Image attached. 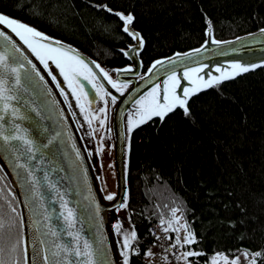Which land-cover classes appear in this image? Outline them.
Here are the masks:
<instances>
[{
    "label": "trees",
    "instance_id": "1",
    "mask_svg": "<svg viewBox=\"0 0 264 264\" xmlns=\"http://www.w3.org/2000/svg\"><path fill=\"white\" fill-rule=\"evenodd\" d=\"M104 2L134 11L133 26L145 38L139 54L143 71L161 56L200 46L205 14L217 40L264 27V0H0V8L74 45L102 67L115 68L127 63L118 48L130 41L118 18L95 7ZM191 108L190 116L180 110L127 135V211L142 248L153 242L150 226L161 216L167 219L173 207L203 237L209 253L259 245L264 229L258 224L245 221L233 228L227 220L241 219L242 202L264 221V66L224 81L221 90L196 94ZM0 176V205L7 210V195L18 210L1 168ZM251 228L255 233L241 241L240 233ZM148 256L135 257V264H146Z\"/></svg>",
    "mask_w": 264,
    "mask_h": 264
},
{
    "label": "snow or ice",
    "instance_id": "2",
    "mask_svg": "<svg viewBox=\"0 0 264 264\" xmlns=\"http://www.w3.org/2000/svg\"><path fill=\"white\" fill-rule=\"evenodd\" d=\"M95 7L102 8L118 18L117 24L122 28L124 38L130 41L121 51L124 56L130 57L134 62L125 64L123 68L113 69L112 71L116 73L115 77L98 62L82 57L78 50L71 45L64 43L57 37L48 35L37 26L13 15L4 8H0V37L5 38L0 41V140L3 141L0 148H2L5 156L11 157V162L16 166V169L22 168L27 172L26 179L32 180L35 186L39 185V179L27 162L35 159L33 155L36 151L34 140L30 137L28 129L16 123L15 120L10 125L5 123L6 113L11 117L23 116L13 103L15 100L14 89L10 86L11 84H20L22 76L26 79H31L33 76L39 77L45 84L48 83L45 76H49L52 81H55V87L59 88L65 101L69 100V95L76 98L80 111L84 114V119L88 121L89 128H91L94 119L99 126L103 127L107 118L108 105L110 103L116 105L117 100L121 98L110 91L105 86L106 84L110 85L111 89H114L115 93L118 94H125L126 90L127 92L134 91L135 95L130 97L129 100L132 107L127 111V131L131 134L133 129L140 125L154 119L164 122L170 115H175L180 110L183 111L185 116H190L192 111L191 102L196 94H203L205 90H221L224 81L264 65V59H260L258 63H245L239 59H232L226 62L230 65L229 67H221L216 64V71L213 73L205 71L207 65L196 63L192 67H184L182 75L178 74L173 67L167 71L162 82H153L147 91L141 92L135 86L129 88V85H133L134 82L129 79H122L121 75L126 70L130 71L138 65H143V60L137 62V55L142 52L145 46L143 34L133 26L136 19L135 13L132 10L114 7L108 2L95 4ZM205 17V31L209 39L205 40L204 44H207L209 40L217 44L227 43L226 41L217 40L212 18L208 17L207 14H205ZM262 22H264V18H262ZM257 31L264 36V27H259ZM10 33L18 37L27 50ZM234 39L239 38L234 37ZM203 47L202 44L199 48L190 49L189 51L197 52ZM183 55L187 56V54ZM173 56L180 59L182 54L173 53ZM162 62L173 63L171 57L161 56L147 66L146 75L153 73V80L155 81L154 69L157 66L162 67ZM56 69L59 70L58 73ZM43 70L47 71L44 72ZM134 74L139 75L138 73ZM58 76H62L63 80L58 79ZM81 78L91 83L92 88L95 90V96L92 99L89 98L90 94L85 90ZM64 84L71 90L70 93L65 91ZM51 90V88H48L49 92ZM96 98L103 102V106L99 107L98 112L88 107ZM71 107L72 105L69 103V108ZM24 118L27 119L26 116ZM103 147L101 143L96 151L100 152ZM89 154H91V149H89ZM76 155L80 156L79 148H76ZM21 157H26V159H21ZM16 174L20 178L18 170ZM3 179V176H0V180ZM3 191L4 189L0 188V192ZM30 191L35 194V187H30ZM7 193L15 196L11 188L7 189ZM117 196L118 193L115 191L107 193L109 201ZM4 198L6 199L7 210H5V206L0 205V264H29L27 242L21 231L25 224L24 216L22 212L16 209L14 202L7 198V195ZM61 201V207L66 208L64 220L68 228L72 229L74 227L72 224V209L67 207V202L63 201L62 197ZM239 203L241 204V219L229 218L227 224L235 228L237 225H243L245 221H249L264 229V221L260 219V216L249 213L243 203ZM113 206L116 212H120L121 209H129L127 189H125L122 199L115 202ZM99 207L100 205L97 202V211ZM170 213L171 215L167 219L161 216L159 220L160 225L163 227V233L168 240L167 247L172 250L171 252L167 250L161 252L163 260L168 261L169 264H172L173 257L176 261H182L183 264H264V241L256 246H245L241 243L233 249H216L209 253L202 246L203 237L198 234L189 220L180 212V209L173 207L170 209ZM128 219H132L130 213ZM114 228L116 233L122 236V239L117 241L119 245L118 255L114 258H109L111 245L107 248H101L100 245L94 246L85 238L81 246L80 233L69 230L67 235L72 239L68 242L52 239L49 243L43 238L40 239V243L45 245L43 262L44 264H135L134 258L142 253L156 255L152 248L146 250L142 248V242L134 224L125 228L123 222L117 218ZM49 231L53 238L57 236L55 229L50 228ZM255 231V228L246 229L245 232L240 233L239 239L243 241L246 235L250 238V234L255 233ZM155 234L157 237L163 238L160 237L159 232ZM161 248L164 249V246L162 245ZM35 256L34 249L31 264H37Z\"/></svg>",
    "mask_w": 264,
    "mask_h": 264
},
{
    "label": "water",
    "instance_id": "3",
    "mask_svg": "<svg viewBox=\"0 0 264 264\" xmlns=\"http://www.w3.org/2000/svg\"><path fill=\"white\" fill-rule=\"evenodd\" d=\"M10 35H13V38L26 49L18 37L12 33ZM205 36L204 41L209 39L207 32H205ZM235 37L239 39H234V37L222 39L221 41L227 42L223 44H217L211 40L204 44L203 41L201 43L204 45L203 49L197 52L189 50L175 52L182 54L180 59L173 56V53L169 54L167 57H171L173 63L162 62V67L157 66L154 69L155 81L153 80V73L146 75L147 69L144 70L145 72L142 71V65H138L133 70L124 71L121 78L132 80L134 84L129 85V88L135 86L143 92L147 91L153 82H162L167 71L173 67L178 74L182 75L184 67L203 63L208 66L205 71L215 73L216 64L221 67H229L230 65L226 62L232 59H239L245 63H258L260 59H264V36L257 29ZM4 39V37H0V41ZM63 42L71 45L68 42ZM71 46L78 50L82 57L96 62L87 53L82 52L74 45ZM123 48L125 47H120L118 50L121 51ZM183 54H187V56L185 57ZM124 58L127 60V64L134 62L130 57L124 56ZM139 60L138 54L137 62ZM40 67L42 68V66ZM117 67L123 68V66H116L115 68ZM43 71L46 72L47 70ZM58 71L56 69L57 73ZM58 79L63 80V77L58 76ZM45 80L48 81L47 84L36 76L31 79L22 76L20 84H11L15 96L13 103L23 116L11 117L9 114H5L6 124L10 125L15 120L16 123L28 129L30 137L34 140L36 151L33 155L35 159L27 162L38 177L39 185L35 186L32 180L26 179L27 172L22 168L16 169V166L11 162V157L5 156L2 148H0V168L5 173L12 191L15 193L18 210L24 216L25 224L21 231L27 242L29 264H31L34 249L37 264H44L43 249L45 245L40 243L41 238L49 243L52 239L68 242L72 239L67 235L69 230L80 233L81 246L85 238L94 246L98 244L101 248H107L111 245L109 258H114L118 255L119 245L114 228L117 214L113 213L112 210L114 203L122 199L125 189H128L125 157L127 135H129L127 111L132 107L129 100L135 95V92H127L126 90L125 94H118L115 93L114 89H111L110 85H105L110 91L121 97L117 100L116 105L109 104L108 123L111 128V137H113V168L115 169L116 192L118 193L117 197L109 201L102 190L93 159L89 154L88 144L92 146L93 139L87 120L84 119V114L80 111L76 98L69 95V100L65 101L59 88L55 87V81H52L49 76H45ZM81 82L84 84L85 90L89 92V98L92 99L95 96L92 85L83 78H81ZM63 87L65 91L71 92L66 84ZM48 88L52 89L51 92L48 91ZM97 99H93L92 106H95ZM69 103L72 105L71 108H69ZM2 144L3 141L0 140V145ZM76 148L80 149L79 157L76 155ZM21 150L23 151V148ZM21 159H26V157H21ZM85 169L87 170L86 173ZM17 170L20 178L17 177ZM30 187H35V194L30 191ZM61 197L63 201L67 202V207L72 209V224L74 225L72 229L68 228L64 220L66 208L61 207ZM97 202L100 205L98 211ZM50 228L57 231L55 238L51 236Z\"/></svg>",
    "mask_w": 264,
    "mask_h": 264
},
{
    "label": "rangeland",
    "instance_id": "4",
    "mask_svg": "<svg viewBox=\"0 0 264 264\" xmlns=\"http://www.w3.org/2000/svg\"><path fill=\"white\" fill-rule=\"evenodd\" d=\"M109 71L112 72L111 69ZM112 74L114 76V72H112ZM95 105L96 106L89 105L88 107L98 112L99 107L103 106V102L97 101ZM108 114L109 111L107 109V113H106L107 118L105 120V124L103 127L99 126L95 119L93 120L92 126L91 128H89L91 137L93 139V143H91L92 146L88 144V148L91 149V154H90L91 159H93L94 167L98 174V179L101 182L102 190L104 191L106 197L109 191H115V192L117 191L115 170L113 169V161H114L113 137H111V133H110ZM101 137L103 138L102 140ZM127 141H128V136H127ZM101 143L103 144L104 147L100 152H97L96 149ZM112 212L117 214V218H119L123 222L125 228L131 226V222L128 219L129 214L127 209H121L120 212H116L114 208ZM118 237L120 240L122 239V236L118 235Z\"/></svg>",
    "mask_w": 264,
    "mask_h": 264
},
{
    "label": "built area",
    "instance_id": "5",
    "mask_svg": "<svg viewBox=\"0 0 264 264\" xmlns=\"http://www.w3.org/2000/svg\"><path fill=\"white\" fill-rule=\"evenodd\" d=\"M155 230V231H153ZM149 232H151V235L153 237L152 244L150 245L149 248H152L153 251L156 253L155 256L149 255L146 264H169L168 261H164L161 255L162 250H167L168 252H171L172 250L167 247L168 245V240L165 234L163 233V227L160 225L159 222H155L150 226ZM156 232L160 233V237H157L155 234ZM164 246V249L161 248V246ZM172 264H183L182 261H176L175 258L173 257Z\"/></svg>",
    "mask_w": 264,
    "mask_h": 264
},
{
    "label": "flooded vegetation",
    "instance_id": "6",
    "mask_svg": "<svg viewBox=\"0 0 264 264\" xmlns=\"http://www.w3.org/2000/svg\"><path fill=\"white\" fill-rule=\"evenodd\" d=\"M123 66H124V65H123ZM110 69H111V68H109L108 70H110ZM112 72H113V71H112ZM112 72H110L111 75H113ZM114 76H115V73H114ZM97 101H100V100L97 99ZM97 101H96V102H97ZM95 104H96V103H95ZM107 109H108V107H107Z\"/></svg>",
    "mask_w": 264,
    "mask_h": 264
},
{
    "label": "bare ground",
    "instance_id": "7",
    "mask_svg": "<svg viewBox=\"0 0 264 264\" xmlns=\"http://www.w3.org/2000/svg\"><path fill=\"white\" fill-rule=\"evenodd\" d=\"M120 51V50H119ZM121 52V51H120ZM122 53V52H121ZM122 55H123V53H122ZM125 59V58H124ZM146 70V69H145ZM145 72V71H144ZM143 74V73H142Z\"/></svg>",
    "mask_w": 264,
    "mask_h": 264
}]
</instances>
